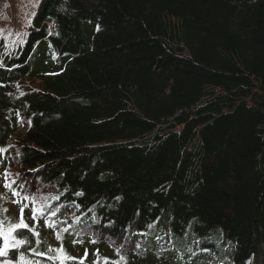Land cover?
<instances>
[{
    "label": "trees",
    "instance_id": "trees-1",
    "mask_svg": "<svg viewBox=\"0 0 264 264\" xmlns=\"http://www.w3.org/2000/svg\"><path fill=\"white\" fill-rule=\"evenodd\" d=\"M21 47L0 153L58 192L46 226L0 172V261L264 264V0H40Z\"/></svg>",
    "mask_w": 264,
    "mask_h": 264
},
{
    "label": "rangeland",
    "instance_id": "rangeland-1",
    "mask_svg": "<svg viewBox=\"0 0 264 264\" xmlns=\"http://www.w3.org/2000/svg\"><path fill=\"white\" fill-rule=\"evenodd\" d=\"M39 3L40 0H0V62L4 56H15L18 48L25 43V37L32 26V20ZM40 59L38 57V60ZM20 147L17 143L11 149V160H9L11 168L8 170V173L18 178L26 173L19 164ZM31 178L32 182L42 183L43 181L36 173L27 172L26 180ZM37 189L39 191L36 192V197L40 200L49 193L42 188L37 187ZM3 201L7 204L0 206L1 213L6 218L14 217L16 214L14 206L8 204L4 199ZM61 231L62 228L57 230L58 233ZM17 262H10V264H17ZM0 264H6V261L0 262Z\"/></svg>",
    "mask_w": 264,
    "mask_h": 264
},
{
    "label": "snow or ice",
    "instance_id": "snow-or-ice-1",
    "mask_svg": "<svg viewBox=\"0 0 264 264\" xmlns=\"http://www.w3.org/2000/svg\"><path fill=\"white\" fill-rule=\"evenodd\" d=\"M0 151H2V150H0ZM5 178H7V176H5ZM12 183H15V181H12ZM4 187L10 188L11 184L6 183L4 185ZM13 195L16 196V195H18V193L14 191ZM76 195H82V193H77ZM25 199L27 200L28 197H25ZM56 199H58V198H56ZM33 205H34V202H33ZM38 211L40 212V214L43 213L42 209L38 210L35 208V206H33V208H32L33 220H36ZM20 212H21L20 223L13 225L8 230L13 235V241H12L11 246L17 247V250H19L20 248H22L28 244V236L24 232H21L20 231L21 229H27L28 231H32V234L34 236H38V233H35L34 230L28 228V225L24 222V219H23L24 208L23 207L20 209ZM52 215H55V213H52ZM2 223L3 222H0V226H2ZM46 226H54V225H49L48 222L46 221ZM0 238L3 239V244L0 245V255H6L8 249H9V246H10L9 245V236L7 234H4L3 232H0ZM57 239L59 240L60 237L57 236ZM92 242L95 243L96 241L93 240ZM37 243H39V241H37ZM49 251H53V250L49 249ZM55 251H56V255L54 257H46V256H44L43 253L36 252L35 249H32L30 254L36 255V256H41L45 259H50L53 261V264H83L84 259H86V257H87V252H86L84 257L77 260L76 258L68 256L62 247L56 249ZM117 254H119V249H117ZM95 255L98 257V259L96 261H94L93 264H100L99 250L96 251ZM121 258L123 259V257H121ZM6 264H10V262H6ZM17 264H33V262L27 260L25 255L23 253H21L19 261L17 262ZM35 264H39V261H36ZM103 264H114V262H110L108 260V258H103Z\"/></svg>",
    "mask_w": 264,
    "mask_h": 264
},
{
    "label": "bare ground",
    "instance_id": "bare-ground-1",
    "mask_svg": "<svg viewBox=\"0 0 264 264\" xmlns=\"http://www.w3.org/2000/svg\"><path fill=\"white\" fill-rule=\"evenodd\" d=\"M56 41V40H55ZM45 55V54H44ZM81 56V55H80ZM41 65V64H40ZM45 87V86H44ZM55 241V240H54ZM94 244V243H93Z\"/></svg>",
    "mask_w": 264,
    "mask_h": 264
}]
</instances>
